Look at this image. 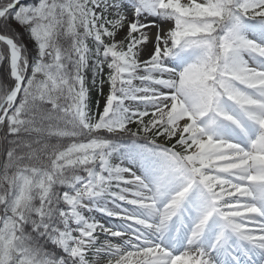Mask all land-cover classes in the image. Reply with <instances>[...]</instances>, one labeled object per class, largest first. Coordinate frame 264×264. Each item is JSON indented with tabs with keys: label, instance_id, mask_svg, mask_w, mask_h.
<instances>
[{
	"label": "snow or ice",
	"instance_id": "1",
	"mask_svg": "<svg viewBox=\"0 0 264 264\" xmlns=\"http://www.w3.org/2000/svg\"><path fill=\"white\" fill-rule=\"evenodd\" d=\"M0 264H264V0H0Z\"/></svg>",
	"mask_w": 264,
	"mask_h": 264
},
{
	"label": "rangeland",
	"instance_id": "2",
	"mask_svg": "<svg viewBox=\"0 0 264 264\" xmlns=\"http://www.w3.org/2000/svg\"><path fill=\"white\" fill-rule=\"evenodd\" d=\"M14 27H16L15 25H14ZM20 31H22V30H20ZM105 91H107V87H105ZM102 99V98H101Z\"/></svg>",
	"mask_w": 264,
	"mask_h": 264
}]
</instances>
